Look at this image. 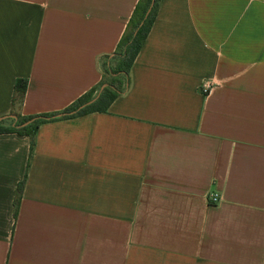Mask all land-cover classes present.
<instances>
[{"label": "crops", "instance_id": "obj_1", "mask_svg": "<svg viewBox=\"0 0 264 264\" xmlns=\"http://www.w3.org/2000/svg\"><path fill=\"white\" fill-rule=\"evenodd\" d=\"M136 1L0 0V117L102 80ZM0 264H264V0H160L104 112L0 133Z\"/></svg>", "mask_w": 264, "mask_h": 264}, {"label": "trees", "instance_id": "obj_2", "mask_svg": "<svg viewBox=\"0 0 264 264\" xmlns=\"http://www.w3.org/2000/svg\"><path fill=\"white\" fill-rule=\"evenodd\" d=\"M159 1L153 0L150 10L144 17L150 0H137L114 50L111 54L103 55L98 59L97 64L101 73L107 74L109 78L105 87L100 90V87L104 83L103 80H100L96 85L59 112L42 113L35 116H21L16 117L15 120L9 118L3 119L0 121V133L13 132L28 136L31 151L33 136L40 123L73 118L95 111L104 112L111 101L124 91L128 83L130 66L150 29ZM25 87V79H16L13 85L14 93L21 96L25 91ZM93 98L95 99L89 102ZM29 119L33 120L26 125H21ZM19 190L20 188H18Z\"/></svg>", "mask_w": 264, "mask_h": 264}, {"label": "built area", "instance_id": "obj_3", "mask_svg": "<svg viewBox=\"0 0 264 264\" xmlns=\"http://www.w3.org/2000/svg\"><path fill=\"white\" fill-rule=\"evenodd\" d=\"M210 88H211L210 82L209 81H204L200 85V92L202 94H207L209 92ZM219 199H220V197L217 194L212 193V192H208L207 195H206L207 203H209L211 205L217 204Z\"/></svg>", "mask_w": 264, "mask_h": 264}, {"label": "water", "instance_id": "obj_4", "mask_svg": "<svg viewBox=\"0 0 264 264\" xmlns=\"http://www.w3.org/2000/svg\"><path fill=\"white\" fill-rule=\"evenodd\" d=\"M152 3H153V0H150L149 6H148V8H147L146 11H145L144 17L147 15L148 11L150 10V8H151V6H152ZM105 86H106V84H103V85L100 87V90H101L103 87H105ZM96 97H97V96H96ZM96 97H95V98H96ZM95 98H93V99L90 100L89 102L93 101ZM57 116H58V115H57ZM9 117H11V118H13V119L15 120V117H13V116H2V117H0V121L3 120V119H5V118H9ZM32 120H33V119H29V120L23 122L21 125H26V124H28L29 122H31Z\"/></svg>", "mask_w": 264, "mask_h": 264}, {"label": "rangeland", "instance_id": "obj_5", "mask_svg": "<svg viewBox=\"0 0 264 264\" xmlns=\"http://www.w3.org/2000/svg\"><path fill=\"white\" fill-rule=\"evenodd\" d=\"M108 75L107 74H105V73H102V80L104 81V83L103 84H107L108 83ZM102 84V85H103Z\"/></svg>", "mask_w": 264, "mask_h": 264}]
</instances>
